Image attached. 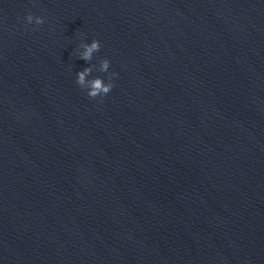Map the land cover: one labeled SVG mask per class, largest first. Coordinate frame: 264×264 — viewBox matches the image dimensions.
Listing matches in <instances>:
<instances>
[{
	"label": "water",
	"instance_id": "1",
	"mask_svg": "<svg viewBox=\"0 0 264 264\" xmlns=\"http://www.w3.org/2000/svg\"><path fill=\"white\" fill-rule=\"evenodd\" d=\"M29 1L264 256V0Z\"/></svg>",
	"mask_w": 264,
	"mask_h": 264
},
{
	"label": "clouds",
	"instance_id": "2",
	"mask_svg": "<svg viewBox=\"0 0 264 264\" xmlns=\"http://www.w3.org/2000/svg\"><path fill=\"white\" fill-rule=\"evenodd\" d=\"M25 20L28 24L33 22L36 25H41L44 23V18L41 16H34L32 13H28L25 17ZM80 47L83 48V51L79 53V58L83 59L86 62H89L93 58V54L98 52L101 48V43L97 39H93L90 44L81 43ZM95 66H88L83 68V70L78 71L76 74V83L81 89H87V96L90 98H96L97 96L103 97L107 95L112 88L114 87L111 82V77L116 75V73H111L109 76V82L105 83L101 77H94L88 79L91 75L93 68ZM110 67V62L107 59L100 61L99 71L107 72Z\"/></svg>",
	"mask_w": 264,
	"mask_h": 264
}]
</instances>
